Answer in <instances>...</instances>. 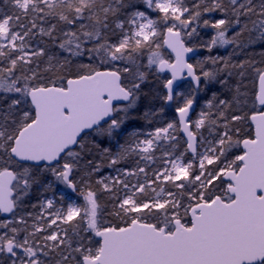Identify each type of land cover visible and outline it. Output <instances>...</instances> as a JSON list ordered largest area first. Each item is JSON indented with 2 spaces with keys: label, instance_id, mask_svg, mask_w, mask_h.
Returning <instances> with one entry per match:
<instances>
[{
  "label": "snow or ice",
  "instance_id": "snow-or-ice-1",
  "mask_svg": "<svg viewBox=\"0 0 264 264\" xmlns=\"http://www.w3.org/2000/svg\"><path fill=\"white\" fill-rule=\"evenodd\" d=\"M0 264H264V0H3Z\"/></svg>",
  "mask_w": 264,
  "mask_h": 264
},
{
  "label": "trees",
  "instance_id": "trees-1",
  "mask_svg": "<svg viewBox=\"0 0 264 264\" xmlns=\"http://www.w3.org/2000/svg\"><path fill=\"white\" fill-rule=\"evenodd\" d=\"M3 3V0H0V4ZM215 15V14H214ZM201 37H203V39L208 40L210 39V37L213 35V31L211 29H201ZM198 55L195 59L192 60V63H195L197 59H202L203 57L209 55V53L207 51H205L204 49H199L197 50ZM212 55H227V52L225 51V49L222 48H218V49H214L213 52L211 53ZM146 62V59H145ZM160 75V79H156V76L152 75L149 77V80L151 81L150 84H148L145 87V91H150V97L148 99H142V103L140 105V110H143V105L149 103V100L151 101V104L154 107H161L164 106L165 108V114L162 117V120H166V119H171L174 116V109L176 106V103H182V99H180L179 101H173L171 105H164V102L162 99H160L161 96H163L165 93V89L163 88V80L168 78V75H164V74H159ZM232 83H235V78L232 79ZM245 83L247 84V88L250 91V93L252 94V96L249 99V104H248V108L245 111H249L252 109V103H253V99H254V93L258 87V83L255 80V77H253L252 75H249L247 77V79L245 80ZM192 85L189 82H184L182 84V86L180 87V92H184L186 93L189 88ZM207 87H211L213 91H219L220 90V85L216 84L215 86H207ZM158 94V95H157ZM225 96L230 95L229 93H224ZM211 96V91H204V92H198L197 93V97H196V109L193 113V118H195L196 113H198L200 111V109L203 106L204 101L209 98ZM152 97H155L154 99H152ZM256 108H260L258 105H256ZM143 122L142 121H131L129 122V127H143ZM146 127H151L146 126ZM108 171V170H106ZM48 179H51V177H48ZM60 188L64 189L66 191V193L70 196H72L75 200H77L78 198L75 196V194L71 193L70 190L66 189L63 185H60L58 183H55V186L53 187V191L51 192H47L45 193V196H56L57 198L59 197V195L56 193L57 190H59ZM36 197L35 195H33L32 199L34 200ZM82 203V201H79Z\"/></svg>",
  "mask_w": 264,
  "mask_h": 264
},
{
  "label": "water",
  "instance_id": "water-1",
  "mask_svg": "<svg viewBox=\"0 0 264 264\" xmlns=\"http://www.w3.org/2000/svg\"><path fill=\"white\" fill-rule=\"evenodd\" d=\"M188 55H189V57H190V61H189V62H191V61L197 56V51L194 52V53H190V54H188ZM163 74H167V75L169 76V78H170V73L165 72V73H163ZM185 75H186V74H185ZM184 81H188V82L191 83L190 78L177 81V82L175 83V85H174V87L176 88L177 91H178V89L180 88V86L182 85V83H183ZM165 93H166V90H165ZM171 103H172V102H171ZM258 106H259V105H258ZM194 109H196V103L194 104ZM194 111H195V110H194ZM194 111H193V112H194ZM193 112H192V115H193Z\"/></svg>",
  "mask_w": 264,
  "mask_h": 264
},
{
  "label": "rangeland",
  "instance_id": "rangeland-1",
  "mask_svg": "<svg viewBox=\"0 0 264 264\" xmlns=\"http://www.w3.org/2000/svg\"><path fill=\"white\" fill-rule=\"evenodd\" d=\"M55 186V183H54V185H53V187ZM59 196L61 195V194H63V195H65V198L66 199H68V198H71V199H73V200H75L72 196H70V195H68L67 193H66V191L64 190V189H62V188H60L59 190H57V192H56ZM47 197H53V198H57L56 196H47Z\"/></svg>",
  "mask_w": 264,
  "mask_h": 264
}]
</instances>
